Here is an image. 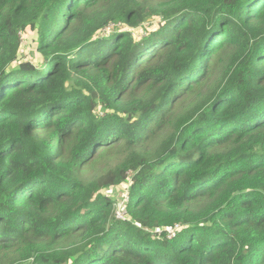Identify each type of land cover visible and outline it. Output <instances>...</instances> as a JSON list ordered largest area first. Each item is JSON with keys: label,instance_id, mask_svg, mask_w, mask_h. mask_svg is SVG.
<instances>
[{"label": "trees", "instance_id": "16d2710c", "mask_svg": "<svg viewBox=\"0 0 264 264\" xmlns=\"http://www.w3.org/2000/svg\"><path fill=\"white\" fill-rule=\"evenodd\" d=\"M0 264H264V0H0Z\"/></svg>", "mask_w": 264, "mask_h": 264}, {"label": "rangeland", "instance_id": "374dc122", "mask_svg": "<svg viewBox=\"0 0 264 264\" xmlns=\"http://www.w3.org/2000/svg\"><path fill=\"white\" fill-rule=\"evenodd\" d=\"M153 23H155L156 21L154 20V21H152ZM111 27H109V28H106L105 29V31H109V30H111L110 29ZM34 49H35V44L34 43H31L30 41H29V39L28 38H24L23 39V42H22V51H23V55H24V57H25V59L27 60V61H31L32 63H35L36 61L38 62L39 60H40V58L39 57H36L35 59H34ZM37 55V54H36ZM38 56V55H37ZM39 68V67H38ZM113 159L114 158V156H111V157H109V158H106V159H104V157L101 159V160H99L96 164H95V169L96 168H98V167H100L101 169L102 168H104V167H106L105 166V164H106V161L105 160H107V159ZM111 159V160H112ZM108 161V160H107ZM95 169H93V170H95ZM127 184L125 183V184H122V185H120V186H118V189H120L121 191H125L127 188ZM123 196V194H121V195H116L115 196V198H119V197H122ZM129 196H128V193L126 192L125 193V198H128ZM119 203H123V201L122 200H120V202ZM118 205H122V204H118ZM121 215H120V217H123V219L125 220L126 219V217L124 216L125 214L121 211ZM122 218H119V220H123ZM123 220V221H124Z\"/></svg>", "mask_w": 264, "mask_h": 264}, {"label": "built area", "instance_id": "2783aa9c", "mask_svg": "<svg viewBox=\"0 0 264 264\" xmlns=\"http://www.w3.org/2000/svg\"><path fill=\"white\" fill-rule=\"evenodd\" d=\"M127 187H128V185H127ZM126 187V188H127ZM125 191H127V189L125 190ZM126 199H129V197L128 198H125V200ZM120 202V201H119ZM118 204H122L121 206L120 205H118ZM124 203H116L115 204V214H116V217H117V219H119V218H122L123 219V217H120V215L122 214L121 213V211L125 214L124 216L126 217V219L124 220V221H126V220H129V218L127 217V214H126V210H125V206L123 205ZM179 227V226H178ZM178 227L176 226L175 228H171V229H169L168 230V235H167V237L169 238V239H173V238H175V236H176V234H177V231H178ZM158 232L159 233H161L162 231L161 230H158Z\"/></svg>", "mask_w": 264, "mask_h": 264}]
</instances>
